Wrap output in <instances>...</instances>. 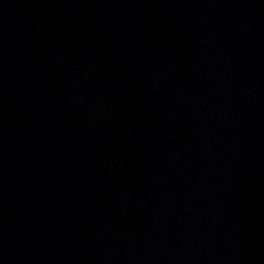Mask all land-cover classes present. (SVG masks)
<instances>
[{
  "label": "water",
  "instance_id": "1",
  "mask_svg": "<svg viewBox=\"0 0 264 264\" xmlns=\"http://www.w3.org/2000/svg\"><path fill=\"white\" fill-rule=\"evenodd\" d=\"M0 63L99 155L264 264V0H0Z\"/></svg>",
  "mask_w": 264,
  "mask_h": 264
}]
</instances>
